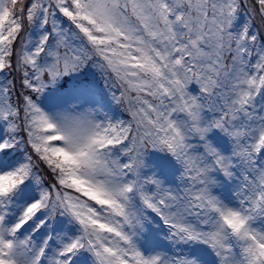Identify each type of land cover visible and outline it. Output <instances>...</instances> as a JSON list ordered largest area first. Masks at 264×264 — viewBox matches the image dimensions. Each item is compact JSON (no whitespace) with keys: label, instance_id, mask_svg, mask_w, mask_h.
Listing matches in <instances>:
<instances>
[{"label":"snow or ice","instance_id":"6c2138e0","mask_svg":"<svg viewBox=\"0 0 264 264\" xmlns=\"http://www.w3.org/2000/svg\"><path fill=\"white\" fill-rule=\"evenodd\" d=\"M0 264H264V0H0Z\"/></svg>","mask_w":264,"mask_h":264}]
</instances>
